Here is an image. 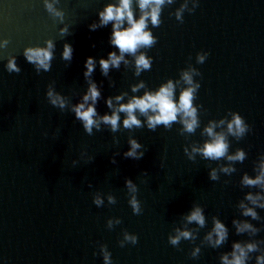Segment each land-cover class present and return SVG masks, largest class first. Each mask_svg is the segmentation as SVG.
<instances>
[{
	"label": "water",
	"instance_id": "95a60500",
	"mask_svg": "<svg viewBox=\"0 0 264 264\" xmlns=\"http://www.w3.org/2000/svg\"><path fill=\"white\" fill-rule=\"evenodd\" d=\"M109 5L120 0H0V264H225L241 256L237 244L243 264H264V180L245 182L264 177V0H164L157 24L155 3L131 0L153 42L124 53L112 43L119 22L101 23ZM29 50L49 51V68ZM110 53L122 59L105 74ZM169 82L177 119L152 127L158 110L136 109L140 125L126 128L120 106ZM92 84L100 96L85 102ZM187 90L192 131L179 108ZM80 104L96 109L91 133ZM114 113L116 130L102 120ZM236 115L243 134L229 130ZM218 137L225 155L205 157ZM131 141L142 158L126 157ZM196 209L203 225L188 219Z\"/></svg>",
	"mask_w": 264,
	"mask_h": 264
},
{
	"label": "clouds",
	"instance_id": "9594fccd",
	"mask_svg": "<svg viewBox=\"0 0 264 264\" xmlns=\"http://www.w3.org/2000/svg\"><path fill=\"white\" fill-rule=\"evenodd\" d=\"M155 3L157 7L152 8L151 10V19L153 24L158 23V13H159V5L164 3V0H140V8L145 9L150 4ZM131 0H120V6L116 7L114 5H109L103 12L100 13L101 17V23L107 24L109 21H118L119 23H116L114 25V32H113V39L112 43L117 46L121 53L124 52H135L138 45H151L153 40L150 33H147L144 31L146 27V19L149 15L148 13H145L144 16L141 17L139 21H135L133 19V13L130 8ZM125 17L127 18L128 23L131 25V27L120 30L121 24L125 20ZM51 47V45H50ZM72 48L70 45H65V51H64V58L69 59L71 57ZM27 58L30 62L38 63V65L45 70L49 68V64L47 61L51 60V53L47 50H29V52L26 54ZM122 59V56L117 57L115 53L109 54V59H101L100 60V66L105 74H107V71L109 69L110 64L113 66L118 67L120 60ZM201 61L204 59V57H200ZM138 66H143L144 68L149 67L148 60L145 59L143 56L139 57L137 60ZM9 67L11 69L15 68V64L11 63L9 64ZM86 67L88 71L85 73V75H89L95 67V62L93 58L89 57L86 63ZM185 79H190L187 74H185ZM100 96V92L97 89L95 84H92L89 88V92L87 95H85L84 100L87 102L89 99H91L93 102L97 100V98ZM121 99V97H117V100ZM191 100H192V90H187L182 93L180 97L179 102V108L183 109L186 116L193 117L191 122L185 121L186 127L188 131L193 130V126L195 125V112L194 110H191ZM56 101H53L55 103ZM109 106L111 107V100L108 101ZM61 106H63L61 102ZM136 109H139L142 113L147 112L149 109H152L153 111L158 110V115L155 117H149V125L154 127L157 124H168L171 121H175L177 119V112L178 108L176 103L172 99V84L169 82V84L166 87H162L158 93L155 95L152 94H146L143 98H134L130 103L126 105H121L119 111L127 112L128 118L124 120V126L126 128H130L133 125L139 126L140 121L136 118V116L133 114ZM77 118L82 120L84 122V127L88 133H91L92 127L96 122L94 121L93 117L96 114V109L94 106H88L85 109L84 104H80L75 109ZM102 120L104 123L111 124L112 129L116 130L118 127V120L119 115L114 113L112 116H103ZM233 127H235V133L234 134H243L246 129L242 124L241 117L239 115H236L233 122L229 124V130L232 131ZM207 132L209 135L213 134L212 128H208ZM132 150L127 152L125 155L126 157H132V158H142L143 153H140L137 155L136 149L140 147L139 144H137L135 141H131ZM227 151V145L224 142L223 137H218L213 143L206 144L203 149V155L205 157L209 158H220L225 155V152ZM244 154L242 152L238 153L236 157H230V159H243ZM261 180H264V177H257L256 180H250L247 177H245V182L248 184H257L260 183ZM129 185H131V180L127 181ZM97 204H100L101 201L97 200ZM132 206L135 211H139L137 202L133 199L131 201ZM252 214L251 210H248V212L245 213ZM189 221H196L199 224L203 225L204 223V217L201 213L200 209H196L192 212V214L188 217ZM248 227V226H246ZM215 232L217 233L219 239L216 241L217 244H219L226 236V229L223 224H221L219 221L216 222L215 226ZM182 236L187 238L190 234L188 232L181 233ZM179 236L176 238L171 239L172 244H176L179 240ZM135 239V238H131ZM237 249H240L241 256L244 255V250L240 248V245L237 244L235 246ZM254 246L249 245L248 249L249 251L253 250ZM235 255V254H234ZM241 256H236L235 259L231 262L227 261V257H225V264H243V260L241 259ZM106 261L108 260V257H105ZM261 260H264V258H260Z\"/></svg>",
	"mask_w": 264,
	"mask_h": 264
}]
</instances>
